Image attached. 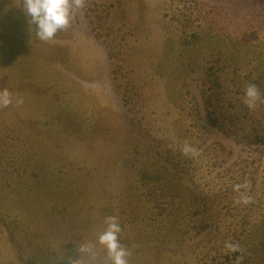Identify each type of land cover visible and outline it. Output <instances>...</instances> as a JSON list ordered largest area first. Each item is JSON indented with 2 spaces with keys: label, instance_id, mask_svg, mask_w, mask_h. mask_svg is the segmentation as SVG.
I'll use <instances>...</instances> for the list:
<instances>
[{
  "label": "rangeland",
  "instance_id": "374dc122",
  "mask_svg": "<svg viewBox=\"0 0 264 264\" xmlns=\"http://www.w3.org/2000/svg\"><path fill=\"white\" fill-rule=\"evenodd\" d=\"M19 4L0 0V89L23 101L0 107V264H69L112 215L129 264H264V0H84L47 41Z\"/></svg>",
  "mask_w": 264,
  "mask_h": 264
},
{
  "label": "clouds",
  "instance_id": "9594fccd",
  "mask_svg": "<svg viewBox=\"0 0 264 264\" xmlns=\"http://www.w3.org/2000/svg\"><path fill=\"white\" fill-rule=\"evenodd\" d=\"M83 3L84 0H20L19 7L25 14L29 31L34 30L39 40L47 41L70 24ZM260 99L257 86L249 84L244 91L243 103L253 109ZM22 102V99L13 97L7 88L0 89V107ZM194 151L189 146L183 149L186 154ZM103 225L102 231L96 235L95 246L87 243H81L78 247L75 245L78 259L70 258L69 264H129L131 252L120 242L122 227L118 217H104ZM98 249H103L105 253L103 260L98 259Z\"/></svg>",
  "mask_w": 264,
  "mask_h": 264
},
{
  "label": "bare ground",
  "instance_id": "6f19581e",
  "mask_svg": "<svg viewBox=\"0 0 264 264\" xmlns=\"http://www.w3.org/2000/svg\"><path fill=\"white\" fill-rule=\"evenodd\" d=\"M78 16V15H77Z\"/></svg>",
  "mask_w": 264,
  "mask_h": 264
}]
</instances>
